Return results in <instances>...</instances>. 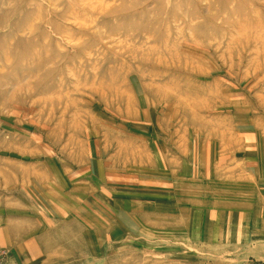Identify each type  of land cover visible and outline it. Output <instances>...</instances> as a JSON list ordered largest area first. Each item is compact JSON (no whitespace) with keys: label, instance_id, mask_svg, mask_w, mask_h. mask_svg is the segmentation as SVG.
I'll return each mask as SVG.
<instances>
[{"label":"rangeland","instance_id":"obj_1","mask_svg":"<svg viewBox=\"0 0 264 264\" xmlns=\"http://www.w3.org/2000/svg\"><path fill=\"white\" fill-rule=\"evenodd\" d=\"M0 252L264 264V0H0Z\"/></svg>","mask_w":264,"mask_h":264},{"label":"bare ground","instance_id":"obj_2","mask_svg":"<svg viewBox=\"0 0 264 264\" xmlns=\"http://www.w3.org/2000/svg\"><path fill=\"white\" fill-rule=\"evenodd\" d=\"M101 168V167H100ZM4 258V254L2 252H0V259L2 260ZM6 257L5 259L2 261V264H4L6 262Z\"/></svg>","mask_w":264,"mask_h":264}]
</instances>
